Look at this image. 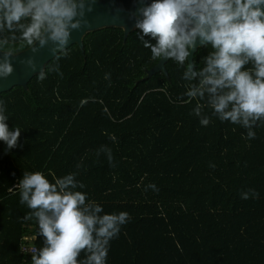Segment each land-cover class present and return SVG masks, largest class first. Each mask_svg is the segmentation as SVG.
Wrapping results in <instances>:
<instances>
[{"label": "trees", "instance_id": "1", "mask_svg": "<svg viewBox=\"0 0 264 264\" xmlns=\"http://www.w3.org/2000/svg\"><path fill=\"white\" fill-rule=\"evenodd\" d=\"M138 36L135 27L87 31L81 46L45 63L44 79L38 72L0 93L9 127L21 129L7 153L0 141V264H32L20 251L25 239L36 252L43 246L17 186L36 171L50 182L75 173L86 203L129 213L107 264H264V120L249 139L204 106L210 123L201 125L184 67L167 59L165 72L150 73L159 59ZM28 47L9 38L0 51ZM210 51L197 48L194 70Z\"/></svg>", "mask_w": 264, "mask_h": 264}, {"label": "clouds", "instance_id": "2", "mask_svg": "<svg viewBox=\"0 0 264 264\" xmlns=\"http://www.w3.org/2000/svg\"><path fill=\"white\" fill-rule=\"evenodd\" d=\"M94 2L0 0V49L10 38L24 41L32 52L37 51L34 43L42 47L48 42L54 45L53 53L64 51L71 30L88 24L85 11L90 12ZM137 4L138 39L154 59L184 67L181 78L188 82L184 95L197 100L193 112L199 123H210V116L202 115L207 106L212 116L247 128V138H254L252 126L264 120V0H137ZM5 30L9 37H3ZM198 40L211 51L202 57L203 66L197 71L189 58ZM0 53V78L6 79L13 71V55L11 50ZM21 63L36 67L31 57ZM44 77L41 70L38 78ZM8 121L0 99V141L6 145L5 153L17 146L21 134ZM17 186L19 202L34 210L24 219L35 217L43 238V246L31 256L32 264H107L110 241L128 222L127 211L106 213L101 204L86 203L87 193L77 190L84 184L75 173L50 182L40 171L23 172ZM147 188L158 190L154 183ZM241 197L246 199L248 192ZM82 250L86 256L78 260Z\"/></svg>", "mask_w": 264, "mask_h": 264}, {"label": "water", "instance_id": "3", "mask_svg": "<svg viewBox=\"0 0 264 264\" xmlns=\"http://www.w3.org/2000/svg\"><path fill=\"white\" fill-rule=\"evenodd\" d=\"M139 5L137 0H95L92 4V10L85 11V19H87L88 24L82 25L78 30H71L70 37L65 48L67 49L73 44L78 46L82 45V38L87 31L115 26L122 27L125 32H128L134 27L135 19L138 16L135 15V9ZM130 13L132 14L130 16ZM204 44L197 41L195 50L191 53L190 60L193 61V55L197 48ZM31 47V46H30ZM30 47L16 53L12 54L10 57V62L13 67L12 73L6 78H0V93L8 91L15 85H21L26 83L35 74L43 69L45 63L54 58L61 50H57L53 53L51 49L54 47L52 42L46 43L44 46H39L34 43L32 47H36L37 51L32 52ZM0 54V56H2ZM29 57L33 58L36 65L35 69L29 67L26 63H21L22 60H27ZM2 58V57H0ZM167 59L158 60L156 65L149 70L150 73H156L159 71L165 72L164 64Z\"/></svg>", "mask_w": 264, "mask_h": 264}, {"label": "built area", "instance_id": "4", "mask_svg": "<svg viewBox=\"0 0 264 264\" xmlns=\"http://www.w3.org/2000/svg\"><path fill=\"white\" fill-rule=\"evenodd\" d=\"M26 241V239L22 241L20 251L25 254H34L36 252L35 246L25 243Z\"/></svg>", "mask_w": 264, "mask_h": 264}, {"label": "rangeland", "instance_id": "5", "mask_svg": "<svg viewBox=\"0 0 264 264\" xmlns=\"http://www.w3.org/2000/svg\"><path fill=\"white\" fill-rule=\"evenodd\" d=\"M0 54H2V53H0Z\"/></svg>", "mask_w": 264, "mask_h": 264}]
</instances>
